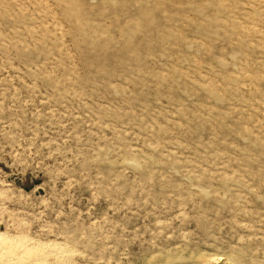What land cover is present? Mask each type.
<instances>
[{
    "label": "rangeland",
    "instance_id": "rangeland-1",
    "mask_svg": "<svg viewBox=\"0 0 264 264\" xmlns=\"http://www.w3.org/2000/svg\"><path fill=\"white\" fill-rule=\"evenodd\" d=\"M1 234L0 264H264V0H0Z\"/></svg>",
    "mask_w": 264,
    "mask_h": 264
},
{
    "label": "bare ground",
    "instance_id": "bare-ground-1",
    "mask_svg": "<svg viewBox=\"0 0 264 264\" xmlns=\"http://www.w3.org/2000/svg\"><path fill=\"white\" fill-rule=\"evenodd\" d=\"M15 241V240H14ZM19 244V243H18ZM18 244H16V242L14 243L13 241H11L8 237H6L4 234L0 235V256L2 257H7V259L9 260L10 257H13L14 254L10 253V248H14V247H21ZM26 245V244H25ZM26 247V246H24ZM29 248V247H28ZM22 250V249H21ZM30 250V249H29ZM55 250V249H54ZM24 253V252H23ZM6 261V259H5ZM15 261V260H14ZM11 263V262H10ZM9 263V264H10Z\"/></svg>",
    "mask_w": 264,
    "mask_h": 264
}]
</instances>
